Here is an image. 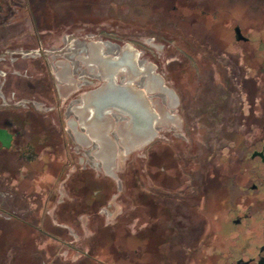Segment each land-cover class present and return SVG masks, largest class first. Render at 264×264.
I'll list each match as a JSON object with an SVG mask.
<instances>
[{
	"label": "flooded vegetation",
	"instance_id": "af4514ba",
	"mask_svg": "<svg viewBox=\"0 0 264 264\" xmlns=\"http://www.w3.org/2000/svg\"><path fill=\"white\" fill-rule=\"evenodd\" d=\"M21 1L26 3V0ZM0 6V35L11 38L20 31L7 23L2 0ZM195 10L204 19L208 32L203 42L209 40L216 47H221V51L189 53L192 59L197 60L196 65L202 66L201 60L206 59V67L202 66L197 76V92L188 99L179 93L183 110L181 120L185 128L181 136L184 140L198 137L200 141L193 153H189L184 143L170 138H166L168 142L163 148H158L159 133L151 132L158 116L149 107L148 161L144 169L138 166L132 174L137 207V226L132 232L134 264H140L145 258L146 248L150 254L147 264H264V20L258 23L236 19L233 15L225 21L221 19L224 17L219 14V9L210 12L199 7ZM213 22L217 23V31L213 30ZM225 44L227 49H224ZM14 53L20 55L5 58L8 73L12 72L10 65L19 58L40 56V53L27 55L24 49ZM134 57L137 73L145 77L138 53ZM240 59L244 60L240 72L236 73L233 67L231 72L219 67L220 63ZM184 60H179L181 67L172 69L175 72L184 70L182 77L192 80L195 74L186 63L182 67ZM28 71L21 69L15 72H23L24 77L30 78L32 75ZM48 74L45 91L53 93L54 88L56 92ZM99 79L104 78L99 76ZM235 81L243 86L237 106L234 100L230 101ZM227 85L228 90H225ZM182 87L186 91L191 89L189 83ZM244 91L248 99L242 97L241 92ZM2 94L6 102L2 99L5 107L0 109V128L7 130L10 137L5 143L0 140V172L9 174L11 178H23L21 180L39 176V183L47 186L43 189L46 192L54 182L47 181L44 176L52 175L59 180L62 174L63 178L66 175L71 155L64 147L56 148L64 140V135L47 115L40 117L39 112L33 111L31 105L39 107L36 98L18 95L16 91ZM175 103L179 105L178 100ZM42 109L50 111L55 106ZM115 111L108 110L103 116L108 113L115 115ZM88 116L86 114L85 118ZM101 117L96 120L100 132ZM121 118L128 124L132 122L130 114L119 113L117 119ZM103 140L106 144L105 138ZM121 141V134L117 135L114 146L120 147ZM132 142L131 149L122 151L120 147L119 151L118 148L116 156L122 154L121 159H126V154L145 143L139 142V136ZM98 149L101 154L106 151L101 145ZM110 149L108 147V152ZM224 150L230 162L228 167L209 163L211 155ZM113 165L111 172L105 167L104 172L116 179V161ZM84 172L78 171L66 182L71 193L72 185L76 180L80 181ZM67 177L69 179L70 174ZM60 203L61 206L67 204ZM142 206L149 208L147 215L140 214Z\"/></svg>",
	"mask_w": 264,
	"mask_h": 264
},
{
	"label": "rangeland",
	"instance_id": "374dc122",
	"mask_svg": "<svg viewBox=\"0 0 264 264\" xmlns=\"http://www.w3.org/2000/svg\"><path fill=\"white\" fill-rule=\"evenodd\" d=\"M100 1L26 0V3H23L21 0H2L7 23L15 26L20 32L11 38L0 35V58H2L0 59V109L5 107L2 104L1 93L16 91L18 95L36 98L39 100V107L33 108L31 105L33 111L39 112L40 117L47 115L53 125L62 131L64 140L58 143L56 148L64 147L71 155L63 179L57 180L52 175L44 176L47 181L54 182L48 187L49 195L44 196L47 200H52V195L54 197L51 205L46 207L45 213L50 217L52 225L64 231L65 237L68 238L67 243L58 249L56 262L51 264H74L76 261L86 259L90 248L94 245L96 235L105 226L111 227L112 235L115 236L114 244L108 248L119 250L125 257L121 258L118 253L110 256L106 262L131 264L126 258L134 257L133 246L131 244L129 246L126 238L127 234L132 235L137 226L132 174L133 169L138 166L145 168L149 147L147 145L135 147L126 154V159H121L122 154L116 156L115 151L118 148L119 151L121 148L122 151L132 148L130 143L128 147L123 143H120L121 148L114 146L116 136L127 133L130 125L125 119H117L119 114L117 111L115 115L108 113L102 116L101 136L105 138L106 146L111 148L109 153L111 160L116 161L118 178L115 179L104 172L105 164L99 158L97 141L93 140L88 129L81 124L78 110L81 109L79 100L81 101L85 92L98 89L100 92L110 90L104 85L105 80L99 79L100 72L94 61H84L83 56L91 55L93 46L97 45L102 52L109 54L125 53L124 49L138 53V59L146 65L148 71H151V78H145L143 74L137 73V69L131 71L130 67L129 71L125 68L127 72L117 73V81L122 83L132 79L131 85L143 97L141 103H147L158 116L156 126L153 128L159 133L158 148H163L168 142L166 138H170L171 141L184 143L183 146L189 153H193L200 140L198 137L184 140L181 136L185 128L181 120L183 110L179 103V93L185 94L188 99L197 92L196 85L199 83L197 76L201 72V67H206L207 60H201L202 66L196 65L197 60L192 59L189 53L221 51V47H216L217 45L209 40L203 42L208 32L204 19L198 16L195 8L200 7L210 12L219 9V14L222 13L224 17L221 19L225 21L233 18L231 17L233 15L239 16L242 20L250 19L258 23L264 20V0H137L138 4L136 3L131 12L133 19L127 21L124 19L119 21L114 15L111 19H103L99 12ZM211 25L213 30L217 31V23L213 22ZM109 46H114L110 49L111 52L108 51ZM21 49L33 53L39 49L40 56L19 58L17 62L14 61L15 64L10 65L12 72L8 73V65H5V61L9 57L19 56L20 53L14 51ZM224 49H227V44L224 45ZM180 59H186L182 62V67L186 63L193 69L195 75L192 80L182 77L184 70L175 72L172 69L181 67ZM243 63L244 60L241 59L230 60L226 64L220 63L219 67L229 72L233 67L237 73L241 71L240 66ZM21 69L23 72L28 69V73L32 76L26 78L23 72L22 74L15 72ZM101 70L104 73V68ZM47 74L51 76L56 92L45 91ZM184 83H189L191 89L186 91V88L182 87ZM228 86L225 90H228ZM242 87L236 81L235 84L233 83V97L229 100L231 102L234 100L236 106L240 101ZM241 93L242 97L248 99L246 91ZM175 100H178V106ZM51 106H55V109L50 111L42 109ZM247 109L246 102V112ZM236 114L239 115L240 112L237 111ZM209 163L218 164V167H228L230 162L227 159V151L211 155ZM111 169L106 168L108 172H111ZM78 171H85L80 181L89 188L96 189L103 185L111 189L109 198L97 213H82L78 216L79 224L74 221H63L60 216L62 209L60 202L70 203L80 199L66 187V182ZM34 176L33 179H27L30 186L33 185L36 191L43 192L44 185L39 183V176ZM21 179L11 178L9 174L0 172V217L3 220H12L16 215L23 216L26 213L27 200L24 202L16 190ZM148 210V207L142 206L140 214L147 215ZM147 249H144L145 258L140 264H147L150 260Z\"/></svg>",
	"mask_w": 264,
	"mask_h": 264
},
{
	"label": "trees",
	"instance_id": "16d2710c",
	"mask_svg": "<svg viewBox=\"0 0 264 264\" xmlns=\"http://www.w3.org/2000/svg\"><path fill=\"white\" fill-rule=\"evenodd\" d=\"M136 3L137 0H101L100 14L103 19H111L114 15L119 21L122 19L127 21L130 18L132 20L131 12L138 4ZM54 91L52 88V92ZM63 176L64 174L59 180ZM16 190L24 202L27 200L26 213L23 216H15L12 220H3L0 217V264H51L56 260L58 249L68 241L64 231L52 225L50 217L45 213L46 207L51 205L54 197L52 195V200L45 199L44 196L49 195V191H36L27 179L22 180ZM72 190L80 199L62 206L60 216L63 221H74L77 224L80 214L97 213L111 193V189L103 185L96 189L89 188L83 181L78 180L72 185ZM112 233V228L109 226L99 230L94 245L82 264H108L107 259L118 253L121 258H125L119 250L108 248L115 242ZM126 236L129 246L130 244L133 246L134 237L131 234ZM126 259L134 264V257Z\"/></svg>",
	"mask_w": 264,
	"mask_h": 264
},
{
	"label": "bare ground",
	"instance_id": "6f19581e",
	"mask_svg": "<svg viewBox=\"0 0 264 264\" xmlns=\"http://www.w3.org/2000/svg\"><path fill=\"white\" fill-rule=\"evenodd\" d=\"M93 47L94 48H92L91 55L87 57L83 56L82 59L87 62H90L91 60L94 61L96 67L100 72V76L105 80L104 85H106L110 91L100 92L98 91L99 89L91 91L89 94L84 95L81 98V101L79 100V102L81 103V109L77 110L79 111L78 115L80 117L81 124L88 129V133L94 140L97 141L98 146L101 145V147H103V150L105 149L108 152V147L106 146L103 140L104 138L101 136V132L96 125V120L100 116H103L106 111L116 109V111L121 113L122 115H125L126 113L130 114L132 118V122L129 124V131L125 134L122 133L121 135V142L128 147L129 143L132 144L133 139H135L137 136H139V142L140 140L142 142H146L148 138H150V122L148 120L146 123H138L137 125H135L134 114H137V104L141 105V109L145 114H149V116H151L149 113V106L145 102L141 103L143 97L141 93L135 91V89L131 85V82L133 81L132 79L122 83H119L117 81V73L119 71L127 72V70L129 71L130 67L132 68L131 71L136 69L134 66V56L136 55V53H132L129 49H124L125 53L120 52L121 54H118L113 52L114 54H109L105 51L102 52L100 46L98 45ZM113 47L114 46H109L108 51L111 52L110 49ZM142 64H140V66L145 73V78H151V71L147 70V67L144 63ZM101 68H104V73L102 72ZM125 68H127V70ZM124 87H126L131 94H124L122 92V88ZM86 114L87 116L89 115L87 118H85ZM145 130H148V132H145ZM106 151H102L105 153H100L99 158L104 162L105 167L110 170L114 162L111 160L110 153L108 152V154Z\"/></svg>",
	"mask_w": 264,
	"mask_h": 264
},
{
	"label": "water",
	"instance_id": "95a60500",
	"mask_svg": "<svg viewBox=\"0 0 264 264\" xmlns=\"http://www.w3.org/2000/svg\"><path fill=\"white\" fill-rule=\"evenodd\" d=\"M1 7V6H0ZM236 17V19L239 17V16H235ZM239 19H240V17H239ZM122 92L124 93V94H131L130 93V91L126 88V87H124V88H122ZM136 106H137V114H134V123H135V125H137L138 123H146L149 119H150V116H149V114H145L143 111H142V109H141V105H137L136 104ZM147 113V112H146ZM138 129V128H137ZM153 130L154 129H152V131L151 132H153ZM145 132H148V130H145ZM150 132V131H149ZM10 137V134H8V132H7V130H5V129H2V128H0V140L3 142V143H5V140L7 139V138H9ZM148 138V137H147ZM145 140V139H144ZM149 140H150V138H148V140L145 142V143H143L142 144V146L143 145H146L148 142H149Z\"/></svg>",
	"mask_w": 264,
	"mask_h": 264
},
{
	"label": "built area",
	"instance_id": "2783aa9c",
	"mask_svg": "<svg viewBox=\"0 0 264 264\" xmlns=\"http://www.w3.org/2000/svg\"><path fill=\"white\" fill-rule=\"evenodd\" d=\"M40 52H39V49L38 50H35V53H33V51L32 52H28V51H26V54L27 55H30V54H34V55H38ZM2 96V99H3V102L5 103L6 102V99H5V97H4V95L2 94L1 95Z\"/></svg>",
	"mask_w": 264,
	"mask_h": 264
},
{
	"label": "crops",
	"instance_id": "0c3cea01",
	"mask_svg": "<svg viewBox=\"0 0 264 264\" xmlns=\"http://www.w3.org/2000/svg\"><path fill=\"white\" fill-rule=\"evenodd\" d=\"M59 80H60V79H59ZM67 253H68V252H67ZM79 254H80V253H79ZM82 262H84V261H81V260H80V261H76L75 263H76V264H82ZM75 263H74V264H75Z\"/></svg>",
	"mask_w": 264,
	"mask_h": 264
}]
</instances>
